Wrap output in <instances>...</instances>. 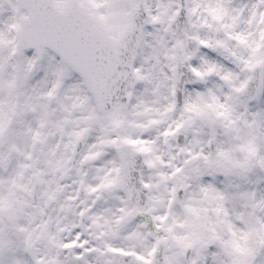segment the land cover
I'll return each instance as SVG.
<instances>
[{
  "label": "snow or ice",
  "instance_id": "1",
  "mask_svg": "<svg viewBox=\"0 0 264 264\" xmlns=\"http://www.w3.org/2000/svg\"><path fill=\"white\" fill-rule=\"evenodd\" d=\"M0 264H264V0H0Z\"/></svg>",
  "mask_w": 264,
  "mask_h": 264
}]
</instances>
